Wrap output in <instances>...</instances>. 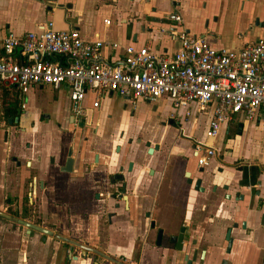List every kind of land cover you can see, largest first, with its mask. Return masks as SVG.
<instances>
[{"label":"crops","instance_id":"1","mask_svg":"<svg viewBox=\"0 0 264 264\" xmlns=\"http://www.w3.org/2000/svg\"><path fill=\"white\" fill-rule=\"evenodd\" d=\"M171 12L180 13L185 29L204 37L217 50L238 49L264 39V0H0V37L38 30L40 24L52 20L55 29L75 28L85 40L117 42V48L103 49L107 61L117 64L127 46L174 52L179 43L172 33L177 26L168 17ZM0 99L3 108L18 99L16 110L20 112L8 117L1 109L5 115L0 120L3 210L25 201L35 206L36 195L43 223L74 231L54 234L126 264H264L263 115L251 121L240 115L232 117L213 141L217 158L198 173L204 190L191 187L185 203L174 201L167 184L155 194L158 173L147 176L163 153L146 156L120 150L136 133L133 125L137 118L158 121L169 116L180 122L183 131L187 122L172 115L167 98L156 101H167L168 112L156 104L150 109L151 101L113 92L101 95L95 107V94L88 91L83 100L85 125L75 135L70 132L73 112L66 84L57 88L39 84L24 94L15 87L0 86ZM191 117L194 126L198 118ZM186 136L193 137L191 132ZM151 141L165 147L169 144L161 132ZM200 141H206L204 135ZM68 147L75 157L74 170L64 173L59 167ZM185 147L186 141L181 145ZM118 172L124 177L126 205L132 192L156 199L154 216L166 231L160 246L155 245V233L130 232L125 214L113 217L110 227L102 226L95 205L103 202H94L92 195L119 184L120 179H110ZM174 211L177 223L172 219ZM178 222L186 227L181 252L169 241L170 235L177 234ZM228 228L233 238L230 248L225 239ZM15 252L17 264H117L95 253L84 254L78 247L71 250L68 243L43 233H0V264H9ZM187 254L189 262L184 259Z\"/></svg>","mask_w":264,"mask_h":264},{"label":"built area","instance_id":"2","mask_svg":"<svg viewBox=\"0 0 264 264\" xmlns=\"http://www.w3.org/2000/svg\"><path fill=\"white\" fill-rule=\"evenodd\" d=\"M168 17L177 26L172 32L179 43L174 52L127 46L117 64L109 63L103 52L105 47L117 48V42L85 40L75 28L55 29L52 20L22 35L8 32L0 37V86L24 94L39 84H66L75 118L86 113L88 91L95 94V107L110 92L133 100L167 98L172 115L206 116L203 134L210 143L201 141L195 148L198 163L205 165L217 152L213 141L233 116L244 121L264 116V39L217 50L187 31L180 13Z\"/></svg>","mask_w":264,"mask_h":264},{"label":"flooded vegetation","instance_id":"3","mask_svg":"<svg viewBox=\"0 0 264 264\" xmlns=\"http://www.w3.org/2000/svg\"><path fill=\"white\" fill-rule=\"evenodd\" d=\"M12 120V119H11ZM147 121V122H146ZM146 122V123H145ZM72 127L70 132L80 134L81 129L84 128L85 118H73L71 119ZM180 122L172 117H166L162 120H156L153 118L147 119H135L133 130L136 132L131 137H128L122 149L123 154L129 152L144 153L146 156H153L163 153V158L156 164L155 167H150L147 170V176H153L154 172H157V178L155 180V194L160 191L163 185H168L172 191L174 201L178 199L184 200L185 203L189 198V192L191 187L196 190L197 181L200 180L199 186L202 187V177L198 173H203L206 166H208L214 158H217V152L209 157L207 164L200 165L198 163V155L195 154V148L200 140L193 138L192 136L184 135L180 130ZM96 129L94 134H97ZM161 132L165 138H168L169 144L165 147L159 142H152V137H155V133ZM206 139V138H205ZM208 139H206L207 141ZM186 141L185 149L181 148L183 142ZM206 141H203L204 143ZM209 141V140H208ZM210 143V142H206ZM176 147V148H175ZM179 147V148H178ZM152 149L149 152V149ZM119 150V151H120ZM135 161L133 160V164ZM119 173V172H118ZM117 173V174H118ZM117 174L111 176V181L117 178ZM124 177L119 184H111L106 190H97L93 193L92 199L94 202H103L96 204V210L101 213L103 219L102 226L106 228L112 225L113 217L125 214L129 220V231L132 233H155V239L157 241L158 233H163L161 237V243L165 236V227L158 223V220L154 216L156 210V199L151 201L140 193H130L128 205L125 204L123 196L126 193V186ZM43 185V183H42ZM38 190V185H35V189ZM203 188V187H202ZM48 197V194L46 192ZM113 200L109 206L108 201ZM33 210L32 218L31 211ZM0 211L7 213L10 216L17 217L46 228L52 233H74L70 229H64L61 226L47 224L42 222L41 215L39 213L38 198L35 195V206L27 205V201L23 202V205H15L14 207H7L3 210V206L0 207ZM185 211V207L183 209ZM34 213L36 215H34ZM35 216V220L33 219ZM172 219L176 221V212H173ZM177 223V221H176ZM178 222L179 227L175 233H178L181 227V223ZM0 233H41L37 230L31 229L28 232L27 228L23 225L11 221L6 217L0 216ZM83 233V232H80ZM62 241V240H61ZM67 243V242H65ZM69 244V243H68ZM70 245V244H69ZM128 264V263H127Z\"/></svg>","mask_w":264,"mask_h":264},{"label":"water","instance_id":"4","mask_svg":"<svg viewBox=\"0 0 264 264\" xmlns=\"http://www.w3.org/2000/svg\"><path fill=\"white\" fill-rule=\"evenodd\" d=\"M151 151H152V149L150 148L149 152H151ZM74 161H75V157H74V155L72 153V147H68L65 161H64L63 165H61L59 167V170L61 172H64V173L73 172V170H74ZM131 164H132V162L129 163L130 166H131ZM117 179L122 180L123 179V175L121 173L117 174ZM199 183H200V180L197 181L196 189H198L200 191H203L204 189L202 187H198ZM237 196H239L238 193H237ZM0 216L1 217H6V218L10 219L11 221H14V222H17V223L23 225L24 227L27 228L28 232H30L31 229L37 230V231H39V232H41V233H43L45 235L54 236L55 238H57L59 240L67 242V243L70 244L71 250H72L73 247H78L79 249L84 251V254H86L88 252H91V253H95V254H97L99 256L105 257L106 259H108L109 261H111L113 263L126 264V263H123L122 261H117L116 259H114V258H112V257H110L108 255H105L104 253L100 252L99 250H97L95 248L85 246V245L79 243L78 241L73 240V239H71L69 237H66V236H63V235H56V234L52 233L51 231L47 230L46 228L41 227L39 225H35V224L30 223L28 221H25L23 219L10 216L7 213H4L2 211H0ZM185 231H186V227L184 225H181L179 232L177 234H175V235H170V237H169V241L174 244V249L176 251L181 252V251L184 250V235H185ZM230 231H231V229L228 228L227 233L225 235V239L228 242V245H227L228 248H230V246L232 244V240H233V238L230 237ZM162 234L163 233H158L157 241H156V244H155L156 246H160L161 245ZM184 259L187 262L190 261V259H188V254L184 255Z\"/></svg>","mask_w":264,"mask_h":264},{"label":"rangeland","instance_id":"5","mask_svg":"<svg viewBox=\"0 0 264 264\" xmlns=\"http://www.w3.org/2000/svg\"><path fill=\"white\" fill-rule=\"evenodd\" d=\"M162 101L163 100L154 101V102L151 101V103L148 106L150 107V109H152V107L154 106V104H156L157 106H159V108L161 109V111L163 110L165 112H168V110H169V104H168V102L167 101H163L162 102ZM0 102H1V99H0ZM1 105L2 104L0 103V120H4L5 115H3V113H2L3 106H1ZM192 118L193 117H191V116H187L184 119L180 118L183 122L184 121L187 122V125L186 126H184V124H183L184 128H183L182 133L184 135H187V134H189L191 132V134L193 135L194 138H196L197 140H201L202 137H203V135H204L203 134V130L205 128L206 116L200 115L198 117V119L196 121V124L194 126L191 125L192 120H193ZM190 129H192V130H190ZM235 130H233V132H235ZM233 132L230 134V136H232L234 134ZM206 142H209V141L207 140ZM222 150H223V148L220 151H222ZM33 210H36V208L35 209L32 208L31 218H32ZM36 214L34 213V215H36ZM33 219L35 220V216H33ZM8 262H9V264H17L18 263V254H16V252L13 253L11 255L10 259L8 260Z\"/></svg>","mask_w":264,"mask_h":264},{"label":"trees","instance_id":"6","mask_svg":"<svg viewBox=\"0 0 264 264\" xmlns=\"http://www.w3.org/2000/svg\"><path fill=\"white\" fill-rule=\"evenodd\" d=\"M14 103V104H11V103ZM19 108V100L18 99H15L14 101H9V104H8V106H5L3 109H4V114L6 115V116H11V115H13V114H15L16 113V115H19V111H17L18 109L17 108ZM17 109V110H16ZM264 117V116H263Z\"/></svg>","mask_w":264,"mask_h":264}]
</instances>
